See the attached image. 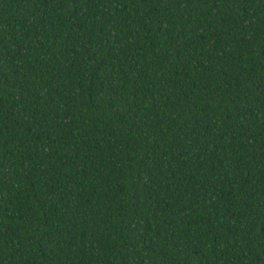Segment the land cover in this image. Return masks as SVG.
<instances>
[{
    "label": "trees",
    "instance_id": "trees-1",
    "mask_svg": "<svg viewBox=\"0 0 264 264\" xmlns=\"http://www.w3.org/2000/svg\"><path fill=\"white\" fill-rule=\"evenodd\" d=\"M0 264H264V0H0Z\"/></svg>",
    "mask_w": 264,
    "mask_h": 264
}]
</instances>
